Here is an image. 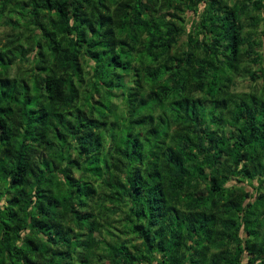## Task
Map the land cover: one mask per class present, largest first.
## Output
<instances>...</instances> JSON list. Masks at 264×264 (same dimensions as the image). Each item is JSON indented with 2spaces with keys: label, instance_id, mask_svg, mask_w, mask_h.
Returning a JSON list of instances; mask_svg holds the SVG:
<instances>
[{
  "label": "trees",
  "instance_id": "obj_1",
  "mask_svg": "<svg viewBox=\"0 0 264 264\" xmlns=\"http://www.w3.org/2000/svg\"><path fill=\"white\" fill-rule=\"evenodd\" d=\"M0 25V264H264V0Z\"/></svg>",
  "mask_w": 264,
  "mask_h": 264
},
{
  "label": "rangeland",
  "instance_id": "obj_2",
  "mask_svg": "<svg viewBox=\"0 0 264 264\" xmlns=\"http://www.w3.org/2000/svg\"><path fill=\"white\" fill-rule=\"evenodd\" d=\"M189 17H191L192 15L188 14ZM6 32V27L3 25H0V38L4 35V33Z\"/></svg>",
  "mask_w": 264,
  "mask_h": 264
}]
</instances>
